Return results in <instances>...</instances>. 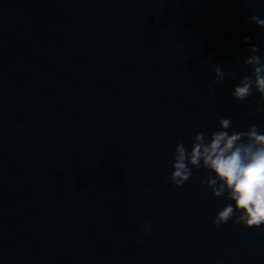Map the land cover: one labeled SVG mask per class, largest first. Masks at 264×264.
Segmentation results:
<instances>
[{"label":"water","instance_id":"95a60500","mask_svg":"<svg viewBox=\"0 0 264 264\" xmlns=\"http://www.w3.org/2000/svg\"><path fill=\"white\" fill-rule=\"evenodd\" d=\"M252 15L264 0H0V264H264V226H213L206 170L169 180L220 119L264 132L259 96L231 97L264 55Z\"/></svg>","mask_w":264,"mask_h":264},{"label":"clouds","instance_id":"9594fccd","mask_svg":"<svg viewBox=\"0 0 264 264\" xmlns=\"http://www.w3.org/2000/svg\"><path fill=\"white\" fill-rule=\"evenodd\" d=\"M248 23L264 28V19L257 15H252ZM244 43L250 44L251 38L245 37ZM258 52V46L252 45L243 58L244 67L250 72L231 92L232 99L237 102L246 101L255 92L259 96L258 103L264 104V55ZM212 71L213 84H220L231 75L219 66H214ZM209 95H215V88L209 90ZM255 111L262 109L257 107ZM218 124L219 130L210 136L203 131L197 132L190 149L183 142L176 145L169 180L174 187L180 188L191 178L193 169L206 170L208 175L203 183L211 196L229 201L218 210L214 227L230 220L246 229L264 226V132L252 124L246 131L230 134L231 118H222Z\"/></svg>","mask_w":264,"mask_h":264}]
</instances>
